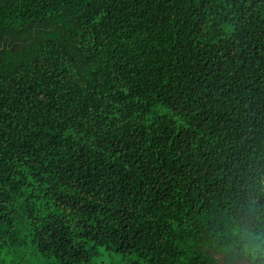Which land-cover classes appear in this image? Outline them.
I'll list each match as a JSON object with an SVG mask.
<instances>
[{"label": "trees", "instance_id": "obj_1", "mask_svg": "<svg viewBox=\"0 0 264 264\" xmlns=\"http://www.w3.org/2000/svg\"><path fill=\"white\" fill-rule=\"evenodd\" d=\"M257 244L264 0H0V264Z\"/></svg>", "mask_w": 264, "mask_h": 264}, {"label": "clouds", "instance_id": "obj_2", "mask_svg": "<svg viewBox=\"0 0 264 264\" xmlns=\"http://www.w3.org/2000/svg\"><path fill=\"white\" fill-rule=\"evenodd\" d=\"M248 252L251 253L253 260H255L257 256H260L262 259H264V245H254L248 249Z\"/></svg>", "mask_w": 264, "mask_h": 264}, {"label": "water", "instance_id": "obj_3", "mask_svg": "<svg viewBox=\"0 0 264 264\" xmlns=\"http://www.w3.org/2000/svg\"><path fill=\"white\" fill-rule=\"evenodd\" d=\"M210 252L213 254L214 257L218 258L221 264H224V256L222 254L213 253L212 250ZM235 264H254L247 260L246 258L239 259Z\"/></svg>", "mask_w": 264, "mask_h": 264}, {"label": "flooded vegetation", "instance_id": "obj_4", "mask_svg": "<svg viewBox=\"0 0 264 264\" xmlns=\"http://www.w3.org/2000/svg\"><path fill=\"white\" fill-rule=\"evenodd\" d=\"M238 261V260H237ZM237 261H235L233 264H235ZM220 262V261H219Z\"/></svg>", "mask_w": 264, "mask_h": 264}]
</instances>
